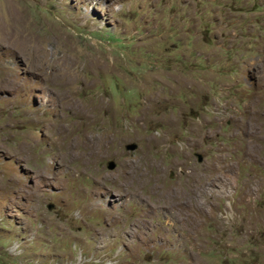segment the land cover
<instances>
[{
    "label": "rangeland",
    "instance_id": "374dc122",
    "mask_svg": "<svg viewBox=\"0 0 264 264\" xmlns=\"http://www.w3.org/2000/svg\"><path fill=\"white\" fill-rule=\"evenodd\" d=\"M0 264H264V0H0Z\"/></svg>",
    "mask_w": 264,
    "mask_h": 264
},
{
    "label": "bare ground",
    "instance_id": "6f19581e",
    "mask_svg": "<svg viewBox=\"0 0 264 264\" xmlns=\"http://www.w3.org/2000/svg\"><path fill=\"white\" fill-rule=\"evenodd\" d=\"M93 141L94 139H90V138L88 139L86 138V140L82 143L72 140L67 146H65V162L71 163L72 161H74L78 157L79 150L81 149V147H85L87 150L92 151L94 149ZM56 147H59V146H56Z\"/></svg>",
    "mask_w": 264,
    "mask_h": 264
},
{
    "label": "water",
    "instance_id": "95a60500",
    "mask_svg": "<svg viewBox=\"0 0 264 264\" xmlns=\"http://www.w3.org/2000/svg\"><path fill=\"white\" fill-rule=\"evenodd\" d=\"M136 149H137L136 144H129L126 146V150H128V151H134ZM194 156H195L197 162H201L203 160L202 156H200L199 154L195 153ZM107 165H108L107 167L109 170H113L115 168V163L113 161H109Z\"/></svg>",
    "mask_w": 264,
    "mask_h": 264
}]
</instances>
